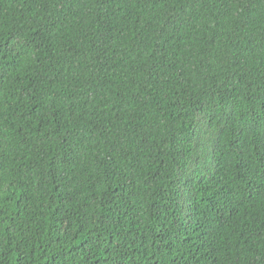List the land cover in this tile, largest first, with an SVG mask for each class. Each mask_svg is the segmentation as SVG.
<instances>
[{
  "label": "trees",
  "instance_id": "trees-1",
  "mask_svg": "<svg viewBox=\"0 0 264 264\" xmlns=\"http://www.w3.org/2000/svg\"><path fill=\"white\" fill-rule=\"evenodd\" d=\"M0 264H264V0H0Z\"/></svg>",
  "mask_w": 264,
  "mask_h": 264
}]
</instances>
